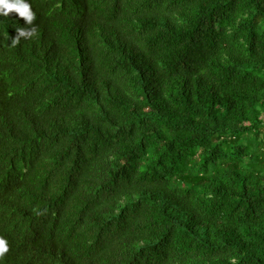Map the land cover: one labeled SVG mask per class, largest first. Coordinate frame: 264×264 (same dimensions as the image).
Instances as JSON below:
<instances>
[{"label":"trees","instance_id":"16d2710c","mask_svg":"<svg viewBox=\"0 0 264 264\" xmlns=\"http://www.w3.org/2000/svg\"><path fill=\"white\" fill-rule=\"evenodd\" d=\"M0 16V264H264V0H30Z\"/></svg>","mask_w":264,"mask_h":264},{"label":"clouds","instance_id":"9594fccd","mask_svg":"<svg viewBox=\"0 0 264 264\" xmlns=\"http://www.w3.org/2000/svg\"><path fill=\"white\" fill-rule=\"evenodd\" d=\"M12 12L17 14V18H23L26 25H33V21L36 18V13L32 10L30 0H0V16L8 17ZM15 31L16 35L11 38V44L13 45L17 44L21 37L33 33L35 26L33 25L31 28L18 26ZM7 251L8 241L0 236V257Z\"/></svg>","mask_w":264,"mask_h":264}]
</instances>
